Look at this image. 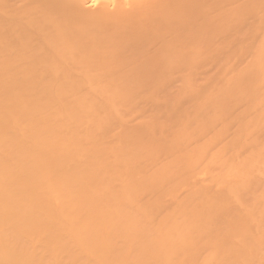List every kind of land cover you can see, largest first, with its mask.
Masks as SVG:
<instances>
[{
	"label": "bare ground",
	"instance_id": "1",
	"mask_svg": "<svg viewBox=\"0 0 264 264\" xmlns=\"http://www.w3.org/2000/svg\"><path fill=\"white\" fill-rule=\"evenodd\" d=\"M0 264H264V0H0Z\"/></svg>",
	"mask_w": 264,
	"mask_h": 264
}]
</instances>
